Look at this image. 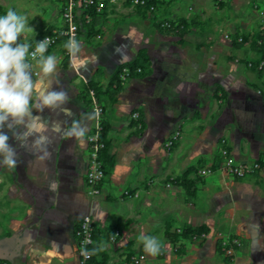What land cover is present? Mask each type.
I'll return each mask as SVG.
<instances>
[{"label": "crops", "instance_id": "0c3cea01", "mask_svg": "<svg viewBox=\"0 0 264 264\" xmlns=\"http://www.w3.org/2000/svg\"><path fill=\"white\" fill-rule=\"evenodd\" d=\"M151 1L156 5L148 10L133 0H105L103 10L85 24L90 31L101 29L102 23L107 25L94 46L81 43L80 57L86 60L85 66H77L67 53L68 62L61 67L63 57L60 52L56 54L60 66L52 86L68 92L71 99L67 107L73 115L47 108L38 114V124L42 121L46 127H38L37 132L49 140L42 151L10 141L17 146L19 163L11 169L0 164V219L4 229L0 230L2 236L17 235L18 244L11 245L8 258L1 250L6 258L3 262L73 264L75 224L81 214L89 213L96 226L93 264H122L125 245L135 249L131 257L143 256L137 262L140 264H210L222 222H228L230 233L248 242L239 248L231 264H264V58L259 51V55L254 53L257 47L253 42L237 46L228 40V32L236 31L229 30L235 24L233 11L244 0ZM169 19L182 28L169 32L158 26V21ZM61 26L62 21L54 28ZM79 36L80 32L77 40ZM258 42L262 43L260 39ZM139 49L140 54H147L151 71L121 84V100L107 104L106 116L100 119L105 142L102 157L108 165L99 193L89 195L82 182L87 166L86 139L80 142L66 137L62 129L70 127L72 119L86 120L88 130L91 128L95 115L87 119L94 111L81 97V86L89 81L94 67L113 73L120 63L134 59ZM162 58L175 59L171 65ZM38 70L34 69V77ZM206 96L214 100L205 104ZM188 98L195 106H203L208 124L202 131L191 132L193 142L188 147L180 143L167 151L160 140L184 114ZM153 105L158 106L156 111ZM175 108L183 111L173 119H154L171 115ZM131 111L134 120L140 115L139 128L128 117ZM221 139L236 161L258 160L261 166L242 177L210 176L206 181L213 183L198 188L199 200L194 197L192 202L183 194L192 174H181L192 157L198 158L203 149L212 147L217 157L209 165L217 170L222 161ZM207 175L210 172L198 173L199 177ZM26 183L33 186L32 195L26 193ZM6 202L17 203L16 212L12 206L8 209ZM182 226H204L206 231L201 241L183 239V256L170 255L172 245L162 235L167 234L168 227L178 231ZM141 232L161 236L165 245L161 256L152 258L144 251L137 240ZM119 234L122 255L109 243V238Z\"/></svg>", "mask_w": 264, "mask_h": 264}, {"label": "rangeland", "instance_id": "374dc122", "mask_svg": "<svg viewBox=\"0 0 264 264\" xmlns=\"http://www.w3.org/2000/svg\"><path fill=\"white\" fill-rule=\"evenodd\" d=\"M243 4H240L236 9L233 11V22L234 28L229 29L230 31H235L233 34L232 32H228V40L232 42L233 38L236 36H241L245 37L247 36V39L244 43H252L250 35L254 32H257L260 35L264 36V0H244L242 2ZM12 7L15 9L17 12L24 14L28 18V24L30 27L34 29V34L33 33H28V37L30 42L34 41L36 36L38 35L39 32L46 30L48 28H54L55 26H59L61 22V17H60V5L58 0H0V15H4L6 10ZM226 11V10H225ZM149 13V12H148ZM215 13V12H214ZM149 15V14H148ZM110 23V22H109ZM85 25V24H84ZM82 27V31L80 32L79 40L82 44L87 45L88 47L90 45L94 46V41H96L98 34L104 35L106 28V23H102L99 27L100 28H93L92 31L89 29V26H84ZM105 29V30H104ZM251 41V42H250ZM23 42V39H22ZM257 43L260 45L261 49L264 48L262 43L258 42ZM60 45L58 46L57 44L49 46L47 49L45 55L49 54H54L56 55L57 53H61L62 57L67 55L68 51H62L60 49ZM141 49H139L136 57L138 59V62L134 68L127 67L126 69L121 70V73L114 78H111V71H106L103 73L101 72L100 68H95L94 67V72L89 81L83 83L81 86V90L79 93L82 95L81 97L84 98L85 102H87V106L91 107L92 110L94 111L95 118L93 119V124L96 122L98 116L101 118V116L105 117L106 116V106L107 104H113V102L117 101V99L121 98L119 93V87L121 84H128L129 80L132 78L139 79L143 76H145L149 71H151V66L149 64V59L145 57V54H140ZM257 51V52H256ZM259 49L257 48L255 50V54L259 55ZM258 53V54H257ZM68 56V55H67ZM61 57V58H62ZM58 58V57H57ZM88 58H92V56H89ZM171 58H162V62H167L172 65L174 62V59ZM194 59V56L190 59ZM34 64V69H39L37 65H35V61L32 62ZM60 64H58L59 68ZM63 66V62H61V67ZM263 66H261L262 69ZM100 72V73H99ZM130 72L134 73H139L140 75L136 74H130ZM102 73V74H101ZM161 73L157 74L158 78H162ZM133 75V76H131ZM209 76V75H207ZM202 78V77H201ZM199 78V79H201ZM210 81V79H209ZM211 83V82H209ZM209 93V91H208ZM206 98V99H205ZM204 98V103L207 104L209 101H213L214 98L213 96H206ZM121 100V99H120ZM191 99L188 98L186 102V110L184 111V114L179 116L175 123L171 125L168 130L165 132L163 138L160 140V146L167 151H172L174 146L177 144L183 143L184 146L188 147L192 142L193 139L191 138L192 134L191 132L194 131H202L205 126H207L208 122L206 114L204 116V108L203 106L198 107L195 106V102L191 103ZM158 106L153 105V109L156 111ZM183 108V107H182ZM98 111V115H97ZM171 115H163V116H155L154 119H157L161 122L162 120L164 121H169V119H173L183 111L181 108L178 109H172ZM173 115V116H172ZM128 117L131 118V120L134 118L132 115V111L129 112ZM139 117L140 115L135 116V120L133 119L134 122V127H138V122H139ZM101 121V119H100ZM107 122V121H106ZM130 124V123H129ZM102 125V124H101ZM93 130V125L91 128L87 131L86 135L88 133H91ZM208 131V127L206 128ZM185 136L184 138H181V136ZM86 139V136H85ZM167 139H170L171 143L167 147L165 145V141ZM205 141H208V139H205ZM204 148V147H203ZM220 148V147H219ZM103 150V149H102ZM101 157H102V151H101ZM217 157L216 149L214 147L211 148V150L208 149H203L202 154H200V157H192L190 160V163L187 165V169L184 173L181 174V176H186L189 172L192 174L190 178H192L189 183L190 186H188L185 191H183V194H185L188 199H191L192 202H195L194 197L199 200V197L197 195V190L198 188H205L208 187L210 184H212V181H206L207 178L210 176H215V178H222L223 176H229V177H241V176H232L225 174L223 172V169L219 168V165L216 167L217 170L213 169L212 166L209 164H213L215 158ZM196 158V159H195ZM222 158V157H221ZM105 160L102 157V161ZM105 168H107L108 162H105ZM103 164V167H104ZM203 168H209L210 169V175L207 176H198V173L200 169ZM217 171V172H214ZM221 172L222 175H217V173ZM254 173V172H253ZM202 175V174H201ZM105 176V169H104V174L102 179ZM101 179V180H102ZM82 182H84V179H82ZM101 182V181H100ZM99 182V183H100ZM99 183L97 186H99ZM26 193L28 195H32L31 191L34 189L32 185H29V183H26L25 185ZM201 197L203 195L201 194ZM17 203H9L6 202L5 205H8V209L10 206L13 207V212H16L17 209ZM2 205V204H1ZM26 205H29V202L26 203ZM19 210L22 208L21 205L18 206ZM10 213V211H9ZM228 222H222L219 227L222 228L220 231H222L220 234L217 235L216 237V246L217 248L215 249V258L213 261L210 262V264H231V262L237 257L236 255L240 253L239 248H244L245 245H247V239L244 237H241L240 235L237 234H232L230 233V227L227 225ZM187 226H182V228H179L177 231L176 228H167V234L162 235V238H167L170 243H171V248L170 249V255L176 254L178 257L183 256L185 247L181 243L184 241L183 239H190L193 243L201 241L203 239V233L204 231L198 230L195 232L194 236L187 237V236H182L184 238H181V233L182 229ZM0 228L3 229L2 227V220L0 219ZM168 232H170L168 234ZM1 230H0V261H4L5 254L1 252V250H5L6 252V257L11 254V251L13 249H10L12 244H18L17 240V235H13V237H8L7 236H2ZM98 236V235H97ZM101 235H99L100 237ZM106 236L108 237V233H103V237ZM158 237V236H155ZM161 236H159L160 238ZM120 234L116 235L113 239L109 238V243L115 247L117 251L121 253L120 246L121 248L122 245H118L120 243ZM235 244H234V242ZM236 241L238 244H236ZM118 247V248H117ZM125 248L122 249V253L124 252L123 256L121 257V263H126V264H131V255L135 252L134 248H130L129 246H124ZM230 248V253L227 252L226 250ZM128 249V250H127ZM121 253V255H122ZM241 253H244V250L242 249ZM161 256V253H160ZM4 257V258H2ZM152 258H155V256L151 255ZM8 258V257H7ZM157 258V257H156ZM157 261V260H155ZM120 262V261H119ZM140 264V263H137Z\"/></svg>", "mask_w": 264, "mask_h": 264}, {"label": "clouds", "instance_id": "9594fccd", "mask_svg": "<svg viewBox=\"0 0 264 264\" xmlns=\"http://www.w3.org/2000/svg\"><path fill=\"white\" fill-rule=\"evenodd\" d=\"M28 21L24 14L12 7L0 15V164L10 169L19 163L16 145L42 151L49 143L47 136L37 132L38 127H46L42 121L38 124L39 113L47 108L69 117L73 115L67 107L71 99L68 92L52 86L53 79L58 77L59 60L54 54L45 55L51 39L45 37L36 41L34 50L30 52L32 43L27 34H34V29ZM81 47V42L74 37L64 44L77 66L86 65V60L80 57ZM33 61L39 68L35 77ZM92 115L89 114L87 119ZM62 131L66 137L83 142L88 131L87 122L72 119L70 127ZM11 140H15L16 145L10 143ZM137 240L144 251L153 256L160 254L165 247L158 237L143 232ZM91 254L85 250L86 256Z\"/></svg>", "mask_w": 264, "mask_h": 264}, {"label": "built area", "instance_id": "2783aa9c", "mask_svg": "<svg viewBox=\"0 0 264 264\" xmlns=\"http://www.w3.org/2000/svg\"><path fill=\"white\" fill-rule=\"evenodd\" d=\"M60 17L62 21V26L59 28H52L50 34L43 35L39 39L35 40L40 41L45 37L51 39V43L48 47L54 43H57L59 36H63L69 40L70 37L78 38L79 32H81L84 24H88L92 20V15L90 10H94L95 13H100L105 7V0H60ZM147 0H133V3L144 4ZM222 1V0H218ZM148 8L150 10L154 9L153 4H149ZM174 24H177L173 22ZM161 25L164 27H172L171 22L168 20H163ZM176 30V28H174ZM241 37H237V40H240ZM35 42L32 44L30 52L35 48ZM261 65H259L260 67ZM127 67H123L126 69ZM98 115V111H97ZM102 134V125L100 118L98 116L96 122L93 124V130L91 133L86 135V144H87V166L83 173L84 182L87 185V193L89 195H95L99 193L98 183L101 181L104 174L103 161L101 157V151L105 146V142L101 136ZM170 139L165 141V145L168 147L170 145ZM221 147L219 150L222 161L219 164V168L223 169V172L232 176H245L257 171L261 162L258 160L252 162L246 161H236L231 152L227 149L224 144V139H221ZM264 163V157L262 159ZM199 172L207 174L210 172L209 168L200 169ZM127 193V192H125ZM95 220L89 213H83L77 219L75 228H74V241H75V253L76 261L73 264H93L91 262V255L86 256L85 250L91 253V248L94 244L95 237ZM112 238V237H111ZM234 242V241H233ZM235 244V242H234ZM236 244L238 242L236 241ZM230 248L226 251L230 253ZM143 257L139 255L138 257L132 256L131 259L134 263L139 261V258ZM0 264H7L6 262H0Z\"/></svg>", "mask_w": 264, "mask_h": 264}, {"label": "trees", "instance_id": "16d2710c", "mask_svg": "<svg viewBox=\"0 0 264 264\" xmlns=\"http://www.w3.org/2000/svg\"><path fill=\"white\" fill-rule=\"evenodd\" d=\"M149 4L156 5V3L152 2L151 0H147L146 3L141 4V5L138 4V5L141 6V8H146V9H147L148 6H149ZM148 10H150V9L148 8ZM90 13H91L92 16H94L95 14H97V13L94 12V10H90ZM160 22H162V21H158V26H159L161 29L166 30V31H169V32L172 31V30L176 31V30H179L180 28H182V24H180L179 22H178L177 24H174V23H172V22H175V21H172V20H170V19H169V22H171L172 27H164V26L161 25ZM176 22H177V21H176ZM86 25H87V24H86ZM174 28H176V30H175ZM51 31H52V28H48V29H46V30H43V31L39 32L38 35L36 36V38L34 39V41H32V44L35 42V40L39 39V38L42 37L43 35L50 34ZM250 37H251V38H250L251 41L253 42V46H254V47H257V48L259 49V52H260V54H261L260 56H261L262 58H264V48L261 49V47H260L261 44L259 45V44L257 43L258 39H260V40L262 41V45L264 46V36L258 34L257 32H254V33H252V34L250 35ZM236 39H237V38H236ZM236 39H235V37H234L233 40H232V42H233L235 45L238 46V45L244 44V42H245L246 39H247V36H245V37H241L240 40H237L238 42H236ZM251 41H250V42H251ZM65 42H67V39H66L65 37H63V36H59V38L57 39V43H59L60 46H61L60 49H61L62 51L67 52V49L64 48V44H65ZM55 44H56V43H54V44H52V45H55ZM50 46H51V45H50ZM48 48H49V47H48ZM61 61L63 62V66L66 65V63L68 62V57H67V55L63 56V59H62ZM137 62H138V59H137V57H135V58L132 59L131 61L120 63V64L115 68V70L113 71L111 77H112V78L117 77V76L121 73V70H122L123 67L134 68V67L136 66ZM130 74H136V75L138 74V75H140L138 72H137V73L130 72ZM101 136H102V134H101ZM103 164H104V160H103ZM104 167H105V164H104ZM182 230H183V231H182V233H181V236L191 237V236H194V235H195V232H196V231H198V230L206 231V228H205L204 226H188V227L183 228ZM91 253H92V254H91V262H93V259H94V257H93V248H91ZM0 262H2V261H0Z\"/></svg>", "mask_w": 264, "mask_h": 264}]
</instances>
